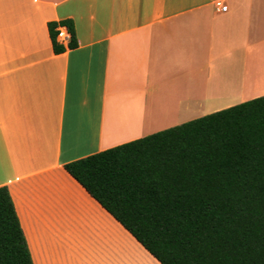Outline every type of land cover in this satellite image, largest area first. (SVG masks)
Listing matches in <instances>:
<instances>
[{"label": "crops", "instance_id": "0c3cea01", "mask_svg": "<svg viewBox=\"0 0 264 264\" xmlns=\"http://www.w3.org/2000/svg\"><path fill=\"white\" fill-rule=\"evenodd\" d=\"M224 1L0 0V186L35 264H162L65 164L264 95V0Z\"/></svg>", "mask_w": 264, "mask_h": 264}, {"label": "trees", "instance_id": "16d2710c", "mask_svg": "<svg viewBox=\"0 0 264 264\" xmlns=\"http://www.w3.org/2000/svg\"><path fill=\"white\" fill-rule=\"evenodd\" d=\"M48 30L55 53L77 46L72 20L49 21ZM65 169L162 264H264V95ZM0 264H35L6 185Z\"/></svg>", "mask_w": 264, "mask_h": 264}, {"label": "built area", "instance_id": "2783aa9c", "mask_svg": "<svg viewBox=\"0 0 264 264\" xmlns=\"http://www.w3.org/2000/svg\"><path fill=\"white\" fill-rule=\"evenodd\" d=\"M216 5L219 7L222 11H227L228 5L225 3L224 0H216ZM58 38L62 43H67L70 39V34L66 28V26L61 25L59 26V33Z\"/></svg>", "mask_w": 264, "mask_h": 264}, {"label": "rangeland", "instance_id": "374dc122", "mask_svg": "<svg viewBox=\"0 0 264 264\" xmlns=\"http://www.w3.org/2000/svg\"><path fill=\"white\" fill-rule=\"evenodd\" d=\"M262 86L264 87V83H263V84H260V85H258V86H254V85H253V86H251L250 88H252V87H258V88H260V87H262ZM238 88H239V87H238ZM250 88H249V89H250ZM236 89H237V88H235V90H236Z\"/></svg>", "mask_w": 264, "mask_h": 264}]
</instances>
